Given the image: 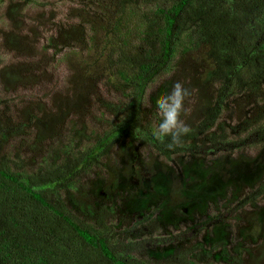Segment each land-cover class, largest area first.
<instances>
[{"label": "rangeland", "instance_id": "obj_1", "mask_svg": "<svg viewBox=\"0 0 264 264\" xmlns=\"http://www.w3.org/2000/svg\"><path fill=\"white\" fill-rule=\"evenodd\" d=\"M78 7L86 9V0H0V72L10 69L0 76V138L7 135L0 157L16 172L40 173L66 162L88 144L79 131L90 136L107 131L123 111L124 88L114 78L119 41L87 27L84 38L74 40L76 50L54 48L59 28L68 30L90 17ZM203 52L196 49L193 56L202 61ZM177 64L147 88L143 105L149 117L155 116L157 101L174 82L187 84L190 66ZM86 67L84 83L91 89L73 97L75 72ZM176 70L186 78L176 80ZM202 89L205 85L186 101L181 117L186 123L199 115ZM243 117L232 105L221 112L218 126L225 128V139H235ZM201 139L192 144V156L171 160L155 157L139 143L127 145L125 152L115 148L107 160L130 177L106 192L107 174L93 168L62 193L61 205L85 223L104 225L115 252L150 264H174L184 257L230 264L240 256L244 264H264V193H255L264 184V167L256 172L252 165L261 147L215 151ZM176 177L179 201L171 205L166 202V182ZM74 197L79 202L74 203ZM133 197L138 198L136 206Z\"/></svg>", "mask_w": 264, "mask_h": 264}, {"label": "trees", "instance_id": "obj_2", "mask_svg": "<svg viewBox=\"0 0 264 264\" xmlns=\"http://www.w3.org/2000/svg\"><path fill=\"white\" fill-rule=\"evenodd\" d=\"M86 7L78 11L87 10L90 17L68 30L59 28L54 48L76 50L74 40L83 39L87 27L119 41L114 78L124 88L123 111L107 131L92 136L79 131L88 142L83 151L46 171L19 173L7 158L0 157V264H150L115 252L104 225L85 223L61 205L62 193H68L93 168L107 174L106 192L116 190L119 179L130 177L107 160L115 148L125 152L127 145L133 148L139 143L153 150L155 157L171 160L181 154L192 156L190 151L196 147L192 144L204 137L201 143L215 151L260 146L252 165L256 172L264 167V0H86ZM201 48L202 61L193 56ZM176 62L177 67L190 66L186 88L192 92L205 85V89L198 91L202 93L196 105L199 115L195 117L194 111V119L187 121L191 133L182 145L169 148L168 141L153 138L157 120L148 116L143 101L149 85ZM9 70H2L0 76H7ZM88 70L75 72L73 97L91 89L84 83ZM182 77L186 78L176 70L174 78ZM229 105L244 116L235 139H225V128L218 126L219 115ZM2 136L0 144L7 138ZM122 164L130 171V166ZM176 184L178 177L166 182L170 189L166 202L171 205L179 201ZM260 187L255 193H264V184ZM133 198L136 206L138 198ZM73 200L79 202L77 197ZM174 264L216 263L184 257ZM230 264L244 263L240 256Z\"/></svg>", "mask_w": 264, "mask_h": 264}, {"label": "clouds", "instance_id": "obj_3", "mask_svg": "<svg viewBox=\"0 0 264 264\" xmlns=\"http://www.w3.org/2000/svg\"><path fill=\"white\" fill-rule=\"evenodd\" d=\"M192 92L185 87L184 83L176 81L171 89L160 97L155 105V118L157 124L152 130V136L159 142L168 141L167 146L174 148L184 142V137L192 131L191 127L182 119L186 112V101ZM136 129L135 133H140Z\"/></svg>", "mask_w": 264, "mask_h": 264}]
</instances>
